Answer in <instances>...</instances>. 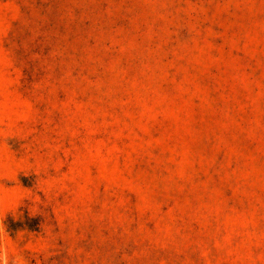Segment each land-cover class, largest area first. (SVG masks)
<instances>
[{
	"label": "rangeland",
	"instance_id": "rangeland-1",
	"mask_svg": "<svg viewBox=\"0 0 264 264\" xmlns=\"http://www.w3.org/2000/svg\"><path fill=\"white\" fill-rule=\"evenodd\" d=\"M0 264H264V0H0Z\"/></svg>",
	"mask_w": 264,
	"mask_h": 264
}]
</instances>
